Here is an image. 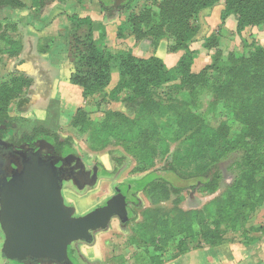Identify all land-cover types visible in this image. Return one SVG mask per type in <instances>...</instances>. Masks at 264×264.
Wrapping results in <instances>:
<instances>
[{"label":"rangeland","instance_id":"rangeland-1","mask_svg":"<svg viewBox=\"0 0 264 264\" xmlns=\"http://www.w3.org/2000/svg\"><path fill=\"white\" fill-rule=\"evenodd\" d=\"M22 1L25 5L22 9L5 8L0 11L2 24L0 32L5 35V42L0 41V47L9 45L16 52L22 51L23 58L38 70V83L42 86V91L43 85H53L51 94L59 99L55 101L54 108L56 109V105L60 103L63 104V109H66L62 117L61 115L59 117L57 132H55L58 138L66 140L70 149L79 155L87 167L99 165L102 172L109 175L110 180L130 182L151 172L164 177L169 184L181 188L178 191L171 189L172 194L168 199H161L154 204L146 191H140L137 195L139 205L130 221L120 227L117 219H113L110 224H105L106 228L103 231L94 234L91 245L79 243L80 251L88 254L91 261L96 260L95 258L104 259L105 264H172L173 254L177 251L185 252L190 247L205 241L200 234L208 227L212 228L211 220L204 218L201 221L204 224L201 226L203 228L199 223L198 236L195 238H187L184 234L179 235L180 232H177L175 228V238L163 248L158 245L160 247L157 252L154 245L138 239L137 226L142 222L143 211L153 209L160 213H169V220L173 219L177 209L204 211L205 207L209 208L213 200L225 192L239 175L236 165L239 154L236 152L224 154L227 139L225 141L205 139V142L198 145V149H194L189 142L183 141L184 136L181 135L183 130L179 129L178 115L174 112L177 110L175 106L184 108L186 114L191 113L199 117L206 126L214 130L218 129L222 121L225 122L229 127L230 135L240 132V123L234 120L232 112L226 110L221 102L213 101L207 85V81L211 80L204 79L191 93L190 90L180 87L182 79L178 78L156 91L162 103L166 106L171 105L172 108L151 116L153 121H157L158 133L154 136L150 131L146 141L155 149L151 147L150 161L139 162L132 153L128 152V147L135 142L129 138L131 134L126 133L122 136L118 131L124 118L133 120L136 115L134 116V111H129L124 104L112 101L108 97L109 91L118 79L116 71L112 73L110 85L92 97H84L79 86H70L74 88V92L66 90L64 83L66 76L73 71V65L65 55L71 30L69 19L73 15L80 18L89 17L95 27V37H98L100 33L98 27H103L105 34L103 47L107 52L131 50L133 55L141 58L156 54L163 59L167 67H173L183 54L182 50H172L176 46L174 39L164 37L154 40L149 36L139 38L130 26V18L140 11L150 8L157 12L156 2L161 0H132L127 8L112 7L113 0H43V7L36 4L37 0ZM222 10L223 5L216 3L202 9L193 20L198 31L194 41H190L188 45L195 52L192 65L194 73H199L211 66L223 68L228 65L230 54L238 56L251 51L253 46H264V26L246 29L247 42L253 41V46H244L235 30V18L230 16L223 22ZM142 30L146 29L142 28ZM41 51L44 52L43 55L38 53ZM1 54L0 80L2 83V80L6 79V72L10 70L14 72L13 66L19 59L11 58V53L8 54L6 50ZM207 74L208 79L216 75L213 68L208 69ZM34 87L37 89L38 86ZM43 92L47 95L50 93L48 90ZM124 95L123 93L121 96ZM12 102H9L11 113H21L29 118H32L34 109H44L49 103L38 95L28 110H19L15 101ZM71 108L74 111L78 108L82 109L77 126L71 123L75 113ZM29 120L32 122L31 127L34 118ZM107 127L110 128L109 131ZM17 132L19 135V131ZM175 137L178 139H174ZM220 156L222 157L219 160L220 177L217 189L215 191L202 189L205 178L197 182L194 176L199 173L200 166L210 165L213 158ZM120 158L122 163L117 165L116 160ZM172 159H175L176 173L164 172L163 166ZM110 180L101 182L94 188L77 192L78 194L76 193L77 195H74L70 202L74 203L73 206L80 213L96 206L110 193ZM67 192H70V188ZM248 201L250 203L243 212V218H245L243 224L231 228L227 226L228 220L222 221L218 233L222 240L232 241L243 236L252 238L253 233H258L260 228L264 227V190L259 188L257 193L248 198ZM212 208L213 206L211 211ZM182 239L183 243L179 244ZM155 240L156 244L157 242L160 244L158 236ZM162 250H164L163 253Z\"/></svg>","mask_w":264,"mask_h":264},{"label":"trees","instance_id":"trees-1","mask_svg":"<svg viewBox=\"0 0 264 264\" xmlns=\"http://www.w3.org/2000/svg\"><path fill=\"white\" fill-rule=\"evenodd\" d=\"M131 1L126 0L119 8H127ZM216 3L223 5L221 20L224 22L233 16L236 21V33L244 46H253V41L247 42L245 32L251 27L264 26V0H161L156 2L157 12L146 8L130 18V26L137 37L149 36L154 40L165 37L176 41V46L172 50H182L183 54L173 67H167L163 59L156 54L141 58L133 55L131 50L107 52L103 47L105 42L103 27H98L100 33L95 37V27L89 17L80 18L73 15L69 19L71 30L68 59L73 65V71L67 76V81L79 86L84 97H92L104 91L110 85L112 73L117 72V82L109 91L108 97L112 101L124 104L129 111H134V116L136 115L133 120L124 118L117 130L122 136L126 133L131 134L129 138L135 142L128 147V152L139 162L145 163L152 157L153 146L146 141V136L150 135V131L156 136L158 125L151 116L172 108L171 105L166 106L162 103L156 91L178 78L182 79L180 87L190 90L191 93L204 79L211 80L207 81V85L213 101L221 102L226 110L232 112L234 120L241 125L240 132L230 135L225 122L222 121L218 129L214 130L206 126L199 117L191 113L186 114L184 108L175 106L177 110L174 112L178 115L176 118L179 129L183 130L181 134L184 136L183 141L198 149V145L205 142V139L213 141L227 139L224 154L228 152L239 154V160L236 161L239 175L225 192L213 200L209 208L205 207L204 211L177 209L175 216L170 220L169 213H160L153 209L143 211L142 222L137 226L138 239L154 245L156 251L160 247L158 245L163 248L175 238V228L180 232L179 235L184 234L187 238L197 237L198 225L199 223L200 227L204 225L201 223L204 218H209L213 226L208 227L200 236L206 243L213 245L220 243L222 239L218 233L222 221L228 220L226 225L231 228L236 225L239 227L238 224L245 222L243 212L250 203L248 198L257 193L259 188L264 190V46H253L251 51L238 56L230 54L229 63L223 68L211 66L199 73L192 72L195 52L190 49L188 43L194 41L198 31L193 20L202 9ZM36 4L43 7V0H37ZM24 7L22 0H0V11L5 8ZM4 37L5 35L0 32V41L5 42ZM6 47L12 55L16 53L11 46ZM212 68L216 75L208 79L207 70ZM24 85H29V82L25 84L14 81L11 86H2L0 115L5 113L16 89L19 90ZM123 93L125 95L121 96ZM81 112L82 109L78 108L72 118V125H79L78 116ZM106 129L110 130L109 127ZM221 157L213 158L210 165L199 167V173L194 177L197 182L205 178L202 189L210 191L217 189ZM116 161L117 165L122 163L121 158ZM174 163L175 159L168 160L163 166L164 172L176 173ZM136 188L144 189L153 204L161 199H168L172 194L171 189L176 191L181 189L169 184L164 177L151 172L139 181ZM260 230H264V227ZM156 236L160 238V244L158 242L156 244ZM181 243L183 239L180 240L179 244Z\"/></svg>","mask_w":264,"mask_h":264},{"label":"flooded vegetation","instance_id":"flooded-vegetation-1","mask_svg":"<svg viewBox=\"0 0 264 264\" xmlns=\"http://www.w3.org/2000/svg\"><path fill=\"white\" fill-rule=\"evenodd\" d=\"M114 1L115 0H113L112 3ZM120 5L117 8H119ZM112 7L114 6L112 5ZM4 50H6L8 54L10 53L6 46L0 47V64L2 62L1 52ZM21 52L22 51L17 50L16 53L13 55L11 54V58L13 57L19 60L13 66L14 72L11 70L6 72V79L2 80V83H5L2 84L0 80V86H11L14 81L25 84L29 82V85H24L19 90L16 89L11 98V101H15V105L19 107V110H28V108L31 107V103L36 100L38 95L49 103L44 109H34L32 118L21 113H11L9 104L5 113L0 115V264H105V260L101 258H95L96 260L91 261L88 254L86 255L80 251L78 244L91 245L94 241V234L103 231L106 228L105 224H110L113 219H117V223L120 227L125 226L127 222L130 221L136 207L139 205V197L137 195L140 191H144V189H137L136 186L147 174L141 178L130 180V182H116L114 179L110 180L109 175L103 173L99 165L87 167L79 155H77L73 149H70L68 142L60 137L58 138L57 133H55L57 132V126L59 124L60 110H58V108L55 109L54 106L56 104L55 101H59V99L50 97V93L47 95V93L43 92L47 90L50 91L51 84L43 85L44 89L42 91V86L38 83V70L33 68L30 62L23 58ZM38 53L40 55L44 54L42 51ZM65 55L66 58H68V48L65 50ZM34 86H38L37 89ZM1 88L2 87H0V89ZM56 106H58V104ZM33 118L34 123L30 127V123L32 122L29 119ZM17 131H19V135ZM32 152H38L42 159H54L58 161L59 185L63 205L66 209L71 210L72 216L85 215L93 209L102 206L112 197L119 195L125 201L128 220L123 223L117 216L104 219L102 223L91 230L93 236L92 242L76 241L68 245V261L56 262L50 259L24 257L10 259L3 255L1 250L6 240L3 224L11 226L18 223L14 221L16 216L12 213L22 209L19 203L25 199L14 195L22 191L17 187L21 184L17 182V178L22 176L21 170L26 159L24 156ZM93 172H95L94 177ZM108 180L111 181L109 185L110 193L102 198L96 206L80 213L77 211L76 207L73 206L74 203L70 202L72 201V197L78 194L77 192H82L91 187L94 188L101 182H106ZM68 188H70L69 193L67 192Z\"/></svg>","mask_w":264,"mask_h":264},{"label":"water","instance_id":"water-1","mask_svg":"<svg viewBox=\"0 0 264 264\" xmlns=\"http://www.w3.org/2000/svg\"><path fill=\"white\" fill-rule=\"evenodd\" d=\"M125 0H115L111 5L118 7ZM26 157L17 178L22 191L14 195L22 197L15 225L6 226V240L2 254L10 259H50L68 261L67 248L72 242H92L91 230L108 217L117 216L121 222L128 220L125 201L116 195L102 206L82 216H72L63 205L57 160L42 159L38 152ZM93 177L95 172H93Z\"/></svg>","mask_w":264,"mask_h":264},{"label":"crops","instance_id":"crops-1","mask_svg":"<svg viewBox=\"0 0 264 264\" xmlns=\"http://www.w3.org/2000/svg\"><path fill=\"white\" fill-rule=\"evenodd\" d=\"M64 83L67 91L74 92V88L72 87H75V85L67 81ZM52 90L53 85L51 84L50 94ZM50 97L55 96L51 94ZM57 108L60 110V115L62 117L66 109H63V104H58ZM76 110L77 109L74 111L73 109V112H75L73 113L74 115L76 114ZM163 251L164 250H162V253ZM173 255L174 261L172 264H264V230L253 233L252 238L242 237L232 241L222 240L216 245L203 242L192 248L190 247L185 252L177 251Z\"/></svg>","mask_w":264,"mask_h":264}]
</instances>
